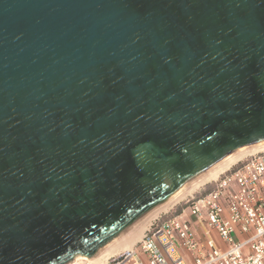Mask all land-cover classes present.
Returning a JSON list of instances; mask_svg holds the SVG:
<instances>
[{
  "label": "water",
  "instance_id": "1",
  "mask_svg": "<svg viewBox=\"0 0 264 264\" xmlns=\"http://www.w3.org/2000/svg\"><path fill=\"white\" fill-rule=\"evenodd\" d=\"M264 144V0H0V264L95 255Z\"/></svg>",
  "mask_w": 264,
  "mask_h": 264
},
{
  "label": "built area",
  "instance_id": "2",
  "mask_svg": "<svg viewBox=\"0 0 264 264\" xmlns=\"http://www.w3.org/2000/svg\"><path fill=\"white\" fill-rule=\"evenodd\" d=\"M187 210L150 223L136 249L104 264H264V151L222 173Z\"/></svg>",
  "mask_w": 264,
  "mask_h": 264
},
{
  "label": "bare ground",
  "instance_id": "3",
  "mask_svg": "<svg viewBox=\"0 0 264 264\" xmlns=\"http://www.w3.org/2000/svg\"><path fill=\"white\" fill-rule=\"evenodd\" d=\"M264 151V144L257 145L248 149H244L238 153L231 155L230 157L223 160L197 181H195L188 188L183 190L177 196L162 200L152 206L133 226L130 227L122 233L120 238H117L115 241L108 243V245L103 246L100 250L93 256L85 257L83 255H79L75 258L73 262H69V264H77L79 260H86L91 264H104L106 259L111 255L118 254L130 246H132L135 242L142 237L144 231L149 227L151 220L161 211L166 210L170 206L174 205L176 202L184 199L186 196L191 195L196 191L200 186L215 180L218 176L224 171L228 170L235 163L246 157L247 155L254 154L257 152ZM129 229L131 231H129Z\"/></svg>",
  "mask_w": 264,
  "mask_h": 264
},
{
  "label": "rangeland",
  "instance_id": "4",
  "mask_svg": "<svg viewBox=\"0 0 264 264\" xmlns=\"http://www.w3.org/2000/svg\"><path fill=\"white\" fill-rule=\"evenodd\" d=\"M251 155V154H250ZM249 155H247L246 157H248ZM246 157H244L243 159H241L240 161H238L237 163H235L232 167H235L236 165H239V163H241V161H243ZM232 167H230L229 169H232ZM228 169V170H229ZM228 170L224 171V172H227ZM223 172V173H224ZM222 175V173L218 176V178ZM216 178V179H218ZM215 179V180H216ZM215 180H212L202 186H200L198 189H196L195 192H193L191 195H188L186 196L184 199L176 202L174 205L170 206L169 208H167L166 210H163L161 212H159L152 220L150 223L152 222H159V221H162L166 218H169V217H172L174 215H178V214H182L184 217H186L188 215V210H187V201L188 200H191L192 198H197V197H200L202 196L204 193L208 192L209 190H211V188L214 186V183H215ZM133 226V225H132ZM131 229V227H130ZM129 229V231H131ZM145 232V231H144ZM122 236V234H120L119 236H117L116 238H114L112 241H115L117 238H120ZM141 239V237H140ZM137 242H135L132 246H130L128 249L120 252V253H123V252H126V251H129L131 249H136L138 247V244H139V240ZM110 241V242H112ZM109 242V243H110ZM108 245V244H106ZM105 245V246H106ZM119 254V253H118ZM80 254L76 255L70 262H73L75 260V258L77 256H79ZM117 255V254H115ZM87 264L89 262H87L86 260H79L77 262V264ZM69 264V263H68Z\"/></svg>",
  "mask_w": 264,
  "mask_h": 264
},
{
  "label": "crops",
  "instance_id": "5",
  "mask_svg": "<svg viewBox=\"0 0 264 264\" xmlns=\"http://www.w3.org/2000/svg\"><path fill=\"white\" fill-rule=\"evenodd\" d=\"M86 264V263H85Z\"/></svg>",
  "mask_w": 264,
  "mask_h": 264
}]
</instances>
